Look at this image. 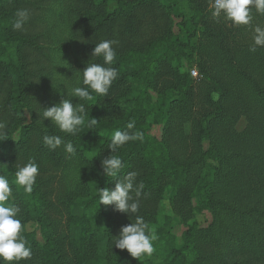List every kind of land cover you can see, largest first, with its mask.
Segmentation results:
<instances>
[{
    "label": "trees",
    "instance_id": "1",
    "mask_svg": "<svg viewBox=\"0 0 264 264\" xmlns=\"http://www.w3.org/2000/svg\"><path fill=\"white\" fill-rule=\"evenodd\" d=\"M60 1L52 6V0H0V89L5 95L0 102V120L3 115L17 114L25 121L24 113L29 114L16 141L9 137L0 140L4 163L0 173L12 183L10 202L20 208L17 218L22 226L34 221L42 236L40 242L33 233L21 232L32 257L19 264L134 261L127 250H114L112 241L135 216L98 203L99 189L115 184L116 177H106L101 167V160L110 154L124 162L121 175L138 173L137 183L144 187L137 215L146 223L158 208L161 180L170 177L174 188L171 199L186 229L181 246L168 244L165 264H264V46L250 51L255 46V28H264V14L250 6V23L233 27L223 16L203 19L209 0H186L192 14L180 16L184 24L191 21L193 25L187 47L198 54L202 79L196 83L188 73L177 71L178 64H170L178 93L174 95L171 88L157 95L165 107L161 121L168 131V144L158 149L162 153L158 158L149 154L147 140L129 141L115 153L107 147L113 132L125 130L130 121L143 132V139L148 138L150 124L138 126L139 119L143 121L142 102L149 98L148 90L156 88L158 65L168 57L164 52L156 57L134 53L148 40V25L155 16L152 12L147 16L143 10L148 3L153 6L154 0H120L113 9H108L110 0ZM79 3L83 4L80 9ZM10 5L26 6L30 13L27 24L41 27V31L12 33L15 13L8 11ZM139 10L140 36L129 26L130 16ZM79 31L87 37L81 43L77 41ZM103 40L115 41L117 56L111 66L117 68L118 78L104 97L95 93L92 101L71 97L72 88L86 87L82 82L86 65L103 64L101 57L91 56L94 46ZM125 44L131 49L125 51ZM165 44L172 49L170 42ZM132 82L134 86L127 87ZM137 82L140 96L135 92ZM62 98L83 103L90 117L98 120L95 129L82 126L73 136L43 119L45 104H58L57 99ZM241 116L246 117L245 124L238 129ZM44 135L72 142L76 153H66L63 145L50 150L43 143ZM30 161L37 164L38 175L32 192L26 193L16 185L17 169L9 162L18 167ZM52 164L61 165L63 179L53 195L47 187L50 176L40 175L41 168ZM151 197L154 202L149 206ZM202 211L211 217L206 226L195 220L189 223ZM111 247L114 253L110 256ZM79 248L94 252L96 260L79 262L75 255ZM232 255L237 257L235 262L230 260Z\"/></svg>",
    "mask_w": 264,
    "mask_h": 264
},
{
    "label": "clouds",
    "instance_id": "2",
    "mask_svg": "<svg viewBox=\"0 0 264 264\" xmlns=\"http://www.w3.org/2000/svg\"><path fill=\"white\" fill-rule=\"evenodd\" d=\"M250 6L264 14V0H212L211 14L214 19L221 16L231 20L237 25H247L251 21ZM30 19L27 9H18L12 23L13 30L22 31L23 26ZM254 45L250 51H255L256 46H264V28L257 26L253 36ZM115 41L103 40L92 49L91 56L101 57L103 64L90 63L82 71L83 85L86 87H74L71 97L80 100L92 101L95 93L97 96L108 95L109 89L119 72L112 67L117 53L113 47ZM59 91V90H58ZM43 119L47 118L61 132L75 136L82 126L88 130L95 129L98 124L96 118L90 117L89 111L83 103H72L70 99H63L58 104H53L44 109ZM6 125L0 121V140L8 136ZM135 121H130L125 130H116L111 136L108 148L111 153L125 145L129 141L143 140L142 131H133ZM43 143L50 150H55L63 145L64 151L74 155L76 148L72 142H65L57 135H44ZM103 174L106 177H116L114 187L99 189V205L112 206L114 210L130 216H135V221L123 225L118 234L113 236L112 246L127 252L134 258L150 257L155 251L153 242L157 239L154 231L149 230V225L142 216L137 215L140 209V198L144 185L137 183L138 173L135 171L121 175L125 167L118 155H108L101 160ZM119 174V175H118ZM38 175V166L34 162H28L18 167L15 173V183L22 187L24 192L31 193ZM12 200V188L9 180L0 175V261L7 264H19L22 260L32 257V250L26 246V240L21 236L23 229L20 219L17 218L20 208Z\"/></svg>",
    "mask_w": 264,
    "mask_h": 264
},
{
    "label": "rangeland",
    "instance_id": "3",
    "mask_svg": "<svg viewBox=\"0 0 264 264\" xmlns=\"http://www.w3.org/2000/svg\"><path fill=\"white\" fill-rule=\"evenodd\" d=\"M54 4L52 6H55L56 3H61L60 0H52ZM59 1V2H58ZM123 1H134V0H123ZM110 6L108 9H113L116 7V5L120 4V0H110ZM154 5L152 6L150 3H148L147 7H144L143 13L148 14L147 16H150L149 13H153L154 21L150 20V24L148 25V28H150V33L148 40L144 41L143 43H140V39L137 41L140 43L139 52L134 53L136 56H140V52H147L150 57H156L160 55L161 53H165V56L168 57V60L165 62H162L159 64L158 74L156 77L157 86L156 88L149 89L148 95L149 98L147 100H143V121L142 123L138 122V126H146L147 123L150 124V128L147 131L148 138L143 139L147 140V148L149 147L151 151H149V154L157 155L158 158H161L162 153L158 149H163L167 146V135L168 131L165 130L164 122L161 121V117L163 116V111L165 109L164 106L160 105V99L157 96L159 93L167 91L169 92V89L173 88V94L176 95L178 93V89L176 87V79H175V73L173 70L169 69L170 64L171 65H179L178 72L179 73H188L190 78L196 82L199 83L202 79V74L200 72V65L198 63V54L193 51L192 48L187 47V43L189 40V32L192 30L193 25L191 24V21L186 22L184 24V21H182V17L180 14H183L184 17L191 16L192 10L189 7V5L186 3V0H154ZM152 3V4H153ZM171 4V8H166L163 5ZM211 4L212 0H209V2L206 4V15L204 16L203 13V19H213L211 14ZM159 5H162L160 8ZM83 4L79 3L78 8H82ZM9 12L13 11L14 13L18 9H26V6H16V5H10L8 8ZM8 12V13H9ZM37 12V11H34ZM140 10L137 12L136 15H132L129 18V26L131 27V30L136 31L139 33L140 36ZM227 24L231 26H239L235 23H233L231 20L227 19ZM2 30V29H1ZM10 30L12 33L15 32H27V31H41V27L35 26L31 27L29 24H25L23 26L22 31H16L13 30L12 25L10 26ZM142 31H145L142 30ZM23 32V33H24ZM79 37L77 38V41L79 43L84 42L87 38L85 33L83 31H79ZM80 34H83L80 36ZM41 40H38V43H40ZM166 42L171 43L172 49H169L168 46L165 44ZM125 51H128L131 49L130 45L125 44ZM212 60H215V57H211ZM206 59V58H205ZM208 62V60L206 59ZM209 61L208 63H210ZM132 64H134L136 67L140 66V62L137 60H132ZM209 67V66H208ZM194 70L196 73L192 75L190 72ZM134 82L129 83L127 87L134 86ZM137 88L135 90L136 93L142 92L140 89V85L137 82ZM127 89L126 87L124 88ZM173 95V97H174ZM3 98H5V95L0 89V102L3 101ZM62 99H57V102L59 103ZM72 102V101H71ZM48 105L45 104V108H47ZM50 107V106H49ZM44 111V110H43ZM140 112V111H139ZM43 113V112H42ZM41 113V115H42ZM26 120L22 121L21 117L19 115L15 114L12 116H6L3 115L2 119L0 121L4 122L6 125L5 131L7 132L9 138H11L12 141H16L19 138V135L22 133V126L27 122V119L29 118V114L26 112L24 113ZM245 116H241L238 123L237 128L241 129L245 124ZM22 128V129H21ZM133 131H140V129L134 128ZM94 136V135H93ZM93 136L88 137L92 138ZM80 138V137H78ZM162 142L161 144H158L157 142ZM206 146H208V142L205 143ZM151 152V153H150ZM9 165L15 167V170L18 169V166L16 163L9 162ZM4 167V163L2 160H0V170ZM41 176L47 177L50 176V184L47 186L50 189L51 195L56 194L58 192L59 188L62 185V167L61 165H46L44 169L41 168ZM0 175H2L0 173ZM162 184V195L160 199L158 200V208L156 211L152 212L149 218V221L147 224H149V230L154 231L157 239L153 242L155 251L150 257H141L140 259H134V261L124 263V264H165V262L169 259L167 257V247L168 244H175L177 246L182 245L181 240V234L186 229V226L178 217V211L176 207H174V201L171 199L172 195L174 194V188L171 186V179L170 177H165L161 180ZM10 187L12 188V183L9 181ZM13 192V188H12ZM154 202V198H149L148 204L151 206ZM194 203H196V200H194ZM149 211L151 210V207H148ZM116 215V213H115ZM210 214L207 211H202L199 213H196L194 215V219H189V223L192 220H195L199 226H206L210 221ZM120 230V229H119ZM118 230V232H119ZM22 232L25 233H33L35 238L42 242V236L40 235L39 226L34 221H29L23 225ZM116 233L115 235H117ZM113 249L117 250L115 246L113 245ZM112 247L110 248V256L112 253H114V250ZM75 255L79 259V262H89L96 260L95 253L85 250V248H79L75 250ZM237 257L235 255H232L230 257L231 262H235Z\"/></svg>",
    "mask_w": 264,
    "mask_h": 264
},
{
    "label": "built area",
    "instance_id": "4",
    "mask_svg": "<svg viewBox=\"0 0 264 264\" xmlns=\"http://www.w3.org/2000/svg\"><path fill=\"white\" fill-rule=\"evenodd\" d=\"M190 73H191L192 75H194V74L196 73V71L192 70Z\"/></svg>",
    "mask_w": 264,
    "mask_h": 264
}]
</instances>
